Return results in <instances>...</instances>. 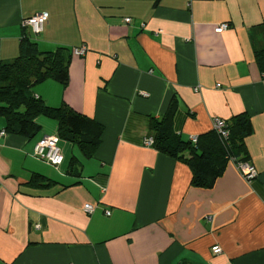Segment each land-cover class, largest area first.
Returning a JSON list of instances; mask_svg holds the SVG:
<instances>
[{
	"label": "crops",
	"instance_id": "1",
	"mask_svg": "<svg viewBox=\"0 0 264 264\" xmlns=\"http://www.w3.org/2000/svg\"><path fill=\"white\" fill-rule=\"evenodd\" d=\"M44 12L41 35L23 28ZM24 34L41 52L71 55L68 85L47 80L34 96L104 132L93 151L60 139L56 168L34 149L58 135L57 121L39 116L28 139L6 133L0 116V264H264V75L255 56L264 0H0V64L20 55ZM173 98L184 140L211 132L216 118L248 114L245 151L257 178L231 161L212 189L194 188L188 164L146 146Z\"/></svg>",
	"mask_w": 264,
	"mask_h": 264
},
{
	"label": "trees",
	"instance_id": "2",
	"mask_svg": "<svg viewBox=\"0 0 264 264\" xmlns=\"http://www.w3.org/2000/svg\"><path fill=\"white\" fill-rule=\"evenodd\" d=\"M258 66L264 75V49L255 52ZM70 51L59 48L54 52H41L37 43L27 34L21 39L20 55L10 63L0 64V116L6 120L5 132L31 139L37 135L39 116L58 122L59 139L77 143L83 150H96L102 143L104 126L69 106L49 108L34 96L32 89L47 80L64 87L69 83ZM179 112L176 98L170 103L160 120L152 119L150 136L153 148L162 154L188 164L193 172L191 186L212 189L224 174L229 162L246 163L245 140L252 135L253 126L248 114H240L226 122L227 137L217 130L184 140L175 131V118Z\"/></svg>",
	"mask_w": 264,
	"mask_h": 264
},
{
	"label": "built area",
	"instance_id": "3",
	"mask_svg": "<svg viewBox=\"0 0 264 264\" xmlns=\"http://www.w3.org/2000/svg\"><path fill=\"white\" fill-rule=\"evenodd\" d=\"M49 18L50 16L48 13H39L22 21V26L24 29H30L34 35L39 36L45 31L49 22ZM124 21L126 24H129L132 20L127 18ZM228 29L229 25L224 23L218 26L215 31L216 33L220 34L227 31ZM73 53L77 55H84L86 53V48H76L73 50ZM213 128L217 130L218 133L223 137L228 136V132L226 131V121L216 118L213 122ZM2 135H5V132H3ZM191 139L194 143L197 142L196 136L191 137ZM59 141L60 139L58 135L43 137L35 146L34 156L46 162L47 164L58 168L64 162V156L59 146ZM145 145L152 147L153 139L146 140ZM236 165L240 173L247 181L251 182L257 178L258 173L250 163H237ZM84 209L88 214H92L95 211V207L92 205H86ZM107 215H110V213L107 212ZM212 251L215 255H220L222 253V249L219 246H214Z\"/></svg>",
	"mask_w": 264,
	"mask_h": 264
}]
</instances>
